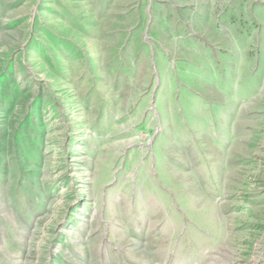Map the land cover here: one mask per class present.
I'll use <instances>...</instances> for the list:
<instances>
[{
	"label": "rangeland",
	"instance_id": "obj_1",
	"mask_svg": "<svg viewBox=\"0 0 264 264\" xmlns=\"http://www.w3.org/2000/svg\"><path fill=\"white\" fill-rule=\"evenodd\" d=\"M0 1L13 37L18 19L27 25L13 38L26 50L18 62L42 59L45 117L55 64L62 77L64 65L92 68L86 86L113 119L90 176L100 172L123 210L73 228L72 197L76 210L94 205L77 179L87 184L86 170L67 151L50 165L56 136L41 151L28 129L13 135L0 169V264H264V0Z\"/></svg>",
	"mask_w": 264,
	"mask_h": 264
},
{
	"label": "crops",
	"instance_id": "obj_2",
	"mask_svg": "<svg viewBox=\"0 0 264 264\" xmlns=\"http://www.w3.org/2000/svg\"><path fill=\"white\" fill-rule=\"evenodd\" d=\"M5 6L6 3L0 1L1 13L4 11ZM8 6L9 13L3 12L0 15V169L3 170L5 176V168L11 165V152L15 148L13 146V135H27L28 129L30 134L36 136L32 150L37 149L38 141H40L41 151L44 149V135L56 136L52 143L54 154L51 155L50 165L55 166V163L58 165L62 161L61 152L67 151L68 162L71 164L73 161L72 165L75 169L78 167V171L86 170L84 174H87V184H84L81 178L78 177L77 179L83 189H88L87 191L90 192L89 195L93 198L94 203L90 210L84 205H81V209L76 210L77 200L75 196L72 197L69 209L73 210L71 213L75 217L77 216L76 220H78V226L76 227L74 224L73 228L85 230L87 224L89 225L91 222L90 225H92L93 219L101 216V220L103 219V224L106 226L108 224L107 215L123 214V210L117 207L119 194L116 192L113 196L114 199L110 197L111 200L109 201L107 184L102 185V179L98 178L99 171H97L95 177L90 176V167L101 168L102 157L104 161L107 159V135L112 132L110 124L113 119V117H109V114L113 111L110 112L107 109L106 101L103 100V95L98 92L96 87L86 86L91 84L86 83L89 75L93 77L92 79H95L92 68H90L89 74L81 67L80 71L76 70L73 73V65H64L67 76L62 77L59 74L57 65L54 63L56 69H53L50 74L52 87H48V93L50 90L52 92L48 99V101L52 99L51 102L49 101L52 104V111L48 112L45 117L44 65L42 59H34L35 63L31 65V68L28 67V63L25 61L23 63L22 61L18 62V59H24L26 50L24 54L17 49L18 47L14 49L13 38H15L14 40L25 38L27 25L24 21L21 22L18 19L17 36L13 37L10 2ZM13 58H15L14 62ZM61 84L65 85L61 86ZM67 89H69V93ZM92 91H97L93 98H91ZM67 93L68 98L65 97ZM28 125L33 126L30 127L31 130ZM63 135L67 136L66 140L60 142ZM78 160L80 164H76ZM143 165L145 169H148L146 172L147 180H150L152 176L154 178V161L153 175H150V160H144ZM74 174L78 175L79 172L76 171ZM149 214L150 212L147 214L148 217ZM166 215H168L166 221L170 224L168 231L175 232L178 229L175 227L178 223V216L175 213L171 216V212L166 213ZM117 225L119 223H116ZM101 226L102 223L99 227ZM88 228L90 227L88 226ZM120 242L123 241L120 240Z\"/></svg>",
	"mask_w": 264,
	"mask_h": 264
},
{
	"label": "water",
	"instance_id": "obj_3",
	"mask_svg": "<svg viewBox=\"0 0 264 264\" xmlns=\"http://www.w3.org/2000/svg\"><path fill=\"white\" fill-rule=\"evenodd\" d=\"M39 3H41V0H38ZM38 7V6H37ZM37 7H36V11H37ZM36 13V12H35Z\"/></svg>",
	"mask_w": 264,
	"mask_h": 264
},
{
	"label": "bare ground",
	"instance_id": "obj_4",
	"mask_svg": "<svg viewBox=\"0 0 264 264\" xmlns=\"http://www.w3.org/2000/svg\"><path fill=\"white\" fill-rule=\"evenodd\" d=\"M210 217V216H209ZM211 218V217H210ZM216 225V224H215ZM199 238H201V237H199ZM197 241H200V240H197ZM200 244V243H199Z\"/></svg>",
	"mask_w": 264,
	"mask_h": 264
}]
</instances>
